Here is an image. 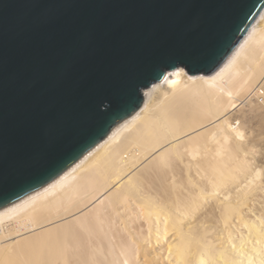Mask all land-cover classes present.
Returning a JSON list of instances; mask_svg holds the SVG:
<instances>
[{"label": "bare ground", "instance_id": "1", "mask_svg": "<svg viewBox=\"0 0 264 264\" xmlns=\"http://www.w3.org/2000/svg\"><path fill=\"white\" fill-rule=\"evenodd\" d=\"M0 264H264V7L224 64L168 71L1 208Z\"/></svg>", "mask_w": 264, "mask_h": 264}, {"label": "water", "instance_id": "2", "mask_svg": "<svg viewBox=\"0 0 264 264\" xmlns=\"http://www.w3.org/2000/svg\"><path fill=\"white\" fill-rule=\"evenodd\" d=\"M264 0H0V209L56 178L175 68L203 76Z\"/></svg>", "mask_w": 264, "mask_h": 264}, {"label": "rangeland", "instance_id": "3", "mask_svg": "<svg viewBox=\"0 0 264 264\" xmlns=\"http://www.w3.org/2000/svg\"><path fill=\"white\" fill-rule=\"evenodd\" d=\"M237 123H235V125H236Z\"/></svg>", "mask_w": 264, "mask_h": 264}]
</instances>
